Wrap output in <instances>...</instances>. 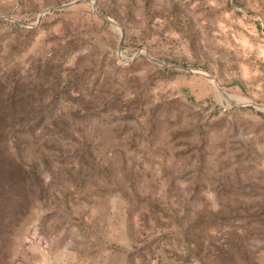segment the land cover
Masks as SVG:
<instances>
[{
  "label": "rangeland",
  "instance_id": "obj_1",
  "mask_svg": "<svg viewBox=\"0 0 264 264\" xmlns=\"http://www.w3.org/2000/svg\"><path fill=\"white\" fill-rule=\"evenodd\" d=\"M71 1L0 0V81L33 101L7 154L39 175L0 264H264V0L36 24Z\"/></svg>",
  "mask_w": 264,
  "mask_h": 264
},
{
  "label": "trees",
  "instance_id": "obj_2",
  "mask_svg": "<svg viewBox=\"0 0 264 264\" xmlns=\"http://www.w3.org/2000/svg\"><path fill=\"white\" fill-rule=\"evenodd\" d=\"M19 92L18 85H6L0 81V235L7 232L6 228L25 207L29 194L39 187L35 165L26 167L21 160H13L7 154L9 134L16 135L14 154H21L18 126L29 120L27 116L33 107V101L22 99Z\"/></svg>",
  "mask_w": 264,
  "mask_h": 264
},
{
  "label": "water",
  "instance_id": "obj_3",
  "mask_svg": "<svg viewBox=\"0 0 264 264\" xmlns=\"http://www.w3.org/2000/svg\"><path fill=\"white\" fill-rule=\"evenodd\" d=\"M80 2H87V3H90V4L93 6V9H94L98 14H100L101 16H103V14L100 13V12L96 9V5H95V1H94V0H74V1H71V2H68V3H65V4H62V5H59V6L48 7V8H46V9H44V10L42 11V13L38 16L36 24L38 23V21H40L41 16H42L44 13H46V12H48V11H53V10H58V9L67 8V7H70V6H72V5H74V4H77V3H80ZM11 20H13L14 22H18V23H20V24H22V25H35V24H27V23H25V22H21V21L14 20V19H11ZM112 23H113V24H116V23L113 22V21H112ZM135 55H137V53H136ZM150 58L153 59L152 57H150ZM174 66H176V65H174ZM176 67H178V68H180V69L187 70V71L190 70V68H186V67H183V66H178V65H177ZM200 74L203 75L204 77H207V78H209V79H212L214 85L216 86V88H217V89H220V87H219V85L216 83L214 77H212V76H210V75H208V74H205V73H200Z\"/></svg>",
  "mask_w": 264,
  "mask_h": 264
}]
</instances>
